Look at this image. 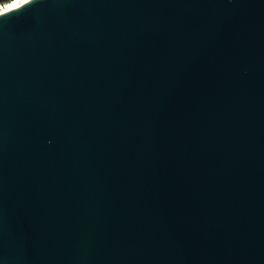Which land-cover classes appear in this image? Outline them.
Wrapping results in <instances>:
<instances>
[{"label": "water", "instance_id": "water-1", "mask_svg": "<svg viewBox=\"0 0 264 264\" xmlns=\"http://www.w3.org/2000/svg\"><path fill=\"white\" fill-rule=\"evenodd\" d=\"M0 264H264V0L0 14Z\"/></svg>", "mask_w": 264, "mask_h": 264}, {"label": "built area", "instance_id": "built-area-1", "mask_svg": "<svg viewBox=\"0 0 264 264\" xmlns=\"http://www.w3.org/2000/svg\"><path fill=\"white\" fill-rule=\"evenodd\" d=\"M25 2V0H6L0 2V14L11 10L13 8L19 7Z\"/></svg>", "mask_w": 264, "mask_h": 264}, {"label": "snow or ice", "instance_id": "snow-or-ice-1", "mask_svg": "<svg viewBox=\"0 0 264 264\" xmlns=\"http://www.w3.org/2000/svg\"><path fill=\"white\" fill-rule=\"evenodd\" d=\"M25 2H27V0H25Z\"/></svg>", "mask_w": 264, "mask_h": 264}, {"label": "clouds", "instance_id": "clouds-1", "mask_svg": "<svg viewBox=\"0 0 264 264\" xmlns=\"http://www.w3.org/2000/svg\"><path fill=\"white\" fill-rule=\"evenodd\" d=\"M31 5V4H30Z\"/></svg>", "mask_w": 264, "mask_h": 264}]
</instances>
